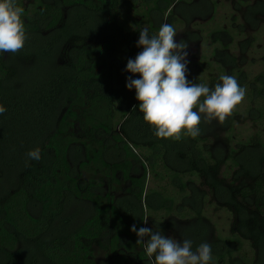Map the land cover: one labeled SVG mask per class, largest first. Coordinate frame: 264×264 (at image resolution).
<instances>
[{
  "label": "trees",
  "instance_id": "obj_1",
  "mask_svg": "<svg viewBox=\"0 0 264 264\" xmlns=\"http://www.w3.org/2000/svg\"><path fill=\"white\" fill-rule=\"evenodd\" d=\"M22 1L17 0V5L24 9L25 44L14 54H0V104L6 108L0 115V264H52L58 253L74 249L73 237H83L84 226L91 220L99 223V236L108 237L114 230L117 241L123 235L136 236L129 230L132 224L142 226V198L131 195L111 200L106 207L91 201L93 215L77 229H69L71 198L81 200L73 184L86 185L75 170L82 162L83 149L73 144L63 150L52 135L63 123L61 110L67 100L86 89L94 98L108 102L112 120L119 118L122 144L106 142L103 159L117 165L131 154L148 166L156 186L143 199L153 216L176 210L181 220L190 223L184 239L192 241L193 250L202 242L209 243L214 264H264V72L249 84H239L246 89L250 111L255 112L257 131L227 157L203 144L208 130L203 119L195 138L183 133L180 140L157 138L143 121L135 90L125 87L126 76L131 74L122 69L140 51L135 42L141 27H129L124 8L135 12L143 3L153 4L149 17L169 10L170 15L173 2L182 0H33L28 5ZM151 23L149 32L155 34L160 25ZM90 41L98 47L99 56L94 59ZM60 56L67 60L59 62ZM102 64L107 69L94 73ZM218 82L219 78L208 86ZM37 147L40 161H27L26 152ZM146 176L145 172L143 183ZM201 186L208 187L235 218L233 235L208 241L202 209L208 194ZM32 207H39L38 216L32 215ZM151 221L163 231L172 225L155 217ZM30 222H37L39 228L29 231ZM246 245L251 257L242 253Z\"/></svg>",
  "mask_w": 264,
  "mask_h": 264
},
{
  "label": "rangeland",
  "instance_id": "obj_2",
  "mask_svg": "<svg viewBox=\"0 0 264 264\" xmlns=\"http://www.w3.org/2000/svg\"><path fill=\"white\" fill-rule=\"evenodd\" d=\"M43 1L51 3L63 0ZM22 2L28 5L33 0ZM152 8L153 4L146 3L138 8V12L125 7L124 13H127L125 20L128 19L127 24L132 30L138 27L151 29L153 25L151 22L156 25L168 23L174 26L178 31L174 41L187 44L190 61L187 66L188 79L210 85L212 80L218 79L221 75H231L237 79L238 84L243 81L249 84L264 72V0L175 1L170 8L172 10L170 15L169 10L153 13L149 17L148 11ZM63 9L67 12L68 6L64 5ZM88 44L95 50L92 58L99 56L96 53L98 47L93 46L91 41ZM58 60L64 62L67 58L60 56ZM19 65L28 66L21 63ZM106 69L102 64L94 68L93 72L98 74ZM131 75L134 78L139 76ZM24 78L26 80L31 77ZM92 94L86 89L77 97L67 100L61 110L63 123L52 135L54 136L52 139H55L63 150H67L73 144H79L83 149L82 162L79 167L75 166V170L79 173L82 184L86 185L79 188V181L77 186L76 182L73 184L77 191L76 195L81 200L71 198L67 208L71 216L69 229H77L93 215L94 205L91 201L106 207L111 200L135 196V199L142 198V219L145 213L149 215L147 225L142 221V226L159 229L160 225L152 222V217L165 224L171 221L172 225H167L164 231L159 230L166 236L184 239V229L190 223L181 220L176 210L173 214L160 211L153 216L146 208L144 194L152 186H156V183L153 184L152 176H149L146 164L137 162L131 154L117 165L108 164L103 159L102 152L106 142L111 146L117 142L119 146L122 144L119 143V118L112 120L108 114L110 108L108 102L98 100ZM249 106H251L249 99L245 96L223 122L207 121L208 130L203 136L205 139L203 144L209 150L227 157L232 148L248 140L257 131L256 115L250 111ZM95 129H101L102 132L96 135L93 131ZM113 158H117V154L113 153ZM69 162L74 165L72 159ZM145 172L147 176L143 183ZM200 189L208 194L202 205L208 241L233 235L235 218L218 204L208 187L201 186ZM172 190L170 187L169 191ZM180 202L181 199L177 204ZM31 212L33 216H38L39 207H32ZM110 212H114V208L110 209ZM39 226L37 222H30L29 231H34ZM99 226L96 220L88 222L84 226L83 231L86 232L83 237L81 235L73 237L74 249L58 253L52 264H150L145 254L143 255V248L139 244L137 247L136 236L123 235L120 241H117V238H114L116 232L110 230L108 237L102 238L99 236L101 234ZM242 253L248 257L252 256V251L247 245Z\"/></svg>",
  "mask_w": 264,
  "mask_h": 264
},
{
  "label": "clouds",
  "instance_id": "obj_3",
  "mask_svg": "<svg viewBox=\"0 0 264 264\" xmlns=\"http://www.w3.org/2000/svg\"><path fill=\"white\" fill-rule=\"evenodd\" d=\"M24 9L17 0H0V54L16 53L27 39L22 17ZM174 26L162 23L155 34L148 28L139 29L135 46L140 49L129 58L122 71L139 74L126 76L125 87L135 90L138 110L143 121L157 138L181 139V133L195 138L200 134L201 120L223 122L243 100L246 89L231 75L219 76L211 88L187 78V44L174 41ZM6 108L0 104V115ZM27 161H40V149L26 152ZM149 215L142 219L147 225ZM142 245L150 264H214L211 246L202 242L193 250L189 239L178 240L166 236L159 229L148 226L129 229Z\"/></svg>",
  "mask_w": 264,
  "mask_h": 264
}]
</instances>
